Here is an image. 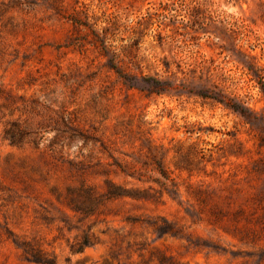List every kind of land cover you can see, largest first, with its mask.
I'll return each instance as SVG.
<instances>
[{
    "label": "rangeland",
    "instance_id": "1",
    "mask_svg": "<svg viewBox=\"0 0 264 264\" xmlns=\"http://www.w3.org/2000/svg\"><path fill=\"white\" fill-rule=\"evenodd\" d=\"M202 18L210 35L189 26ZM92 31L125 71L164 75L165 58L264 116L260 85L220 48L264 73V0H0V264H264L257 129L128 88ZM108 180L121 196L104 199Z\"/></svg>",
    "mask_w": 264,
    "mask_h": 264
},
{
    "label": "trees",
    "instance_id": "2",
    "mask_svg": "<svg viewBox=\"0 0 264 264\" xmlns=\"http://www.w3.org/2000/svg\"><path fill=\"white\" fill-rule=\"evenodd\" d=\"M74 23L79 25H85L82 22H78L75 18H70ZM210 20H206L202 18L200 21L194 20L189 26L190 28H194V31L200 30L204 34L211 33L208 32L206 26ZM94 40L99 45L100 54L107 58V66L111 69L117 78L121 81L122 84L127 86L128 88L136 89L146 95H168L170 97H181L185 96H196L203 101H210L212 103H217L222 105L224 108L231 110L232 112L238 114L245 123H248L251 128L257 129L256 136L259 146H264V127H259L258 122L262 121L264 116H259L255 113L245 101L236 98L234 95L225 92L222 88H219L214 83H206L202 78V73L195 75V70L190 69L189 71H185L180 67L179 63H176V71L171 72V62L164 58V72L165 74H136L132 71H125L121 69L115 59L118 55L114 52H109L104 37H100L97 33L93 32ZM213 35V34H212ZM219 38V36H214ZM138 41L135 40L133 45L137 44ZM221 52L226 51L228 53H232L234 59L237 63L241 65L243 70L250 76V79H254L259 85L260 89L264 95V73L263 70L257 67L249 58L242 54L239 50H235L233 46H226L224 44L220 45ZM177 72L181 74L180 77L177 76ZM197 78L198 86L193 88L190 85V80H194ZM23 129L19 128L16 131H6L7 136H5L11 143H15L18 141L20 137L23 136ZM157 168L162 175H165L159 163H157ZM106 189L101 193L104 196V199H113L122 195V188L120 185L114 184L112 181H106ZM80 195H82L85 199L95 202L98 200V197L94 195L93 190L88 186L81 185L78 187ZM81 209V208H79ZM89 209V208H87ZM83 241L79 242L76 247L73 248V251H80L82 247L87 243V236L83 237ZM24 254L29 260H33L36 262H42L43 260L40 258L39 254L33 250L28 248L27 244H21Z\"/></svg>",
    "mask_w": 264,
    "mask_h": 264
}]
</instances>
